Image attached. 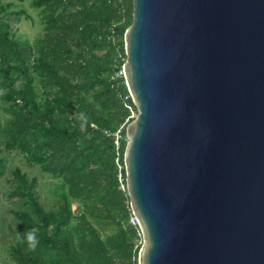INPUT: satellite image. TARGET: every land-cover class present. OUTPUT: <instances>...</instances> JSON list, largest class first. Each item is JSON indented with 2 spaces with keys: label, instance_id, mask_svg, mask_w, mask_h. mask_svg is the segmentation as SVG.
Listing matches in <instances>:
<instances>
[{
  "label": "water",
  "instance_id": "water-1",
  "mask_svg": "<svg viewBox=\"0 0 264 264\" xmlns=\"http://www.w3.org/2000/svg\"><path fill=\"white\" fill-rule=\"evenodd\" d=\"M126 186L139 264H264V0H133Z\"/></svg>",
  "mask_w": 264,
  "mask_h": 264
},
{
  "label": "trees",
  "instance_id": "trees-1",
  "mask_svg": "<svg viewBox=\"0 0 264 264\" xmlns=\"http://www.w3.org/2000/svg\"><path fill=\"white\" fill-rule=\"evenodd\" d=\"M12 2L0 3V90L11 115L0 117V177L8 168L4 151L16 150L62 183L48 210L38 178L19 166L12 170L6 195L24 208L11 213L37 242L30 246L26 232L10 244V256L15 264H139L122 129L118 149L115 143L130 122L128 104L135 106L115 77L125 61L114 42L133 22V0H32L44 23L34 43L13 31L11 16H32ZM72 200L82 204L76 212Z\"/></svg>",
  "mask_w": 264,
  "mask_h": 264
},
{
  "label": "rangeland",
  "instance_id": "rangeland-1",
  "mask_svg": "<svg viewBox=\"0 0 264 264\" xmlns=\"http://www.w3.org/2000/svg\"><path fill=\"white\" fill-rule=\"evenodd\" d=\"M13 1V2H12ZM12 2L17 8L24 7L27 9L28 13L32 18H26L25 15L21 16V19L15 20L14 16H11V24L13 31H16L18 35L23 37H28L33 43L36 37L42 32L44 23L40 18V10L34 8L31 5L32 0H0V3ZM124 8L127 10L124 14L127 18H131L128 14L130 8V2L126 1ZM114 42L117 44V49L119 52V60L126 61L127 55L121 54L122 48L125 47L124 35L117 34L114 37ZM126 52V51H125ZM115 77L121 79V84L126 85L125 76L121 74V69L116 70ZM3 90H0V106L3 109L0 110V117L2 120L10 117L11 115L4 110L7 106V102L2 99ZM130 107V116L127 117L126 123L133 120L137 114L138 109L134 105L128 104ZM123 123L119 129L123 130L125 137L127 138V126ZM5 156L8 160V168L5 174L0 177V264H15V261L10 256V244L15 242L17 239L23 237L27 230L19 227L18 220L12 215L11 210L24 208L21 201L17 198L8 199L7 191L13 188L14 182L12 179V170L19 166L26 172L29 177L36 176L38 178L37 191L40 195V200L42 204L48 209H52L57 196L56 191L60 189L62 180L60 178H55L49 173L42 171L41 166L38 164L29 165L26 163L24 156L16 150H5ZM123 187V186H122ZM73 208H80L82 204L79 200H72ZM73 219V223H75ZM112 229H107L106 232L110 233ZM138 243H143V238L138 240ZM142 245V244H141Z\"/></svg>",
  "mask_w": 264,
  "mask_h": 264
},
{
  "label": "built area",
  "instance_id": "built-area-1",
  "mask_svg": "<svg viewBox=\"0 0 264 264\" xmlns=\"http://www.w3.org/2000/svg\"><path fill=\"white\" fill-rule=\"evenodd\" d=\"M121 74L124 76V70L123 69H121ZM115 135H116L115 143H116L117 149H118L119 148V145H120L119 139L121 138L120 129L115 133ZM117 163L119 165V168L121 169L123 167V165L119 163V158L118 157H117ZM119 176H120V181H123V177H122V174L121 173H120ZM122 186L124 187V184H122ZM73 209H74V212L78 211L77 208H73ZM130 222H131L132 225H134L135 227H137V229H138V235L140 236V238H143V233H142V230H141L140 225H139V218L133 212L132 208H131Z\"/></svg>",
  "mask_w": 264,
  "mask_h": 264
},
{
  "label": "clouds",
  "instance_id": "clouds-1",
  "mask_svg": "<svg viewBox=\"0 0 264 264\" xmlns=\"http://www.w3.org/2000/svg\"><path fill=\"white\" fill-rule=\"evenodd\" d=\"M26 235H27V239H28L29 242H30V246L35 247L36 242H37V237H36L35 233L29 231V232H27Z\"/></svg>",
  "mask_w": 264,
  "mask_h": 264
}]
</instances>
